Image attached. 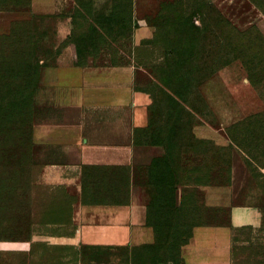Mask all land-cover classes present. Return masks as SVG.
<instances>
[{
  "label": "rangeland",
  "instance_id": "1",
  "mask_svg": "<svg viewBox=\"0 0 264 264\" xmlns=\"http://www.w3.org/2000/svg\"><path fill=\"white\" fill-rule=\"evenodd\" d=\"M50 1L46 14L0 33V264H29L45 245L24 250L10 243L29 241L33 228L41 231L37 221L71 209L69 193L66 201L31 204L34 193H49L37 184L40 167L32 160V88L42 66L65 62L64 48L77 66H134V87L151 93L152 104L134 113L133 139L152 156L117 177L118 193L137 186L157 233L133 264H183L180 247L194 226L227 221L226 208L205 203L206 185H233L235 202L260 208L262 225L236 242L233 264H264V110L222 126L199 92L201 81L226 69L233 88L249 85L264 108V0ZM26 4L0 0V9ZM180 153L186 173L178 182L171 169Z\"/></svg>",
  "mask_w": 264,
  "mask_h": 264
},
{
  "label": "crops",
  "instance_id": "2",
  "mask_svg": "<svg viewBox=\"0 0 264 264\" xmlns=\"http://www.w3.org/2000/svg\"><path fill=\"white\" fill-rule=\"evenodd\" d=\"M50 2L28 0L24 9H0V33L46 14ZM59 60L65 62L42 66L43 76L33 91L38 114L31 130L32 159L40 167L37 184L64 188L73 202L55 220L37 221L34 226H43L40 232L33 228L29 241L10 246L30 250L31 244L43 243L29 264H124L123 254L122 261L133 264L138 249L155 244L154 227L137 186L132 183L126 194L118 193L117 177L152 156L151 147L135 145L133 139L134 113L152 104V97L134 87L130 64L77 66L69 48L61 50ZM229 79L221 69L199 85L222 126L264 110L249 85L233 88ZM203 192L209 207L227 209V221L194 226L180 247L181 262L233 264L236 242L260 229L261 210L235 202L239 193L233 185H206Z\"/></svg>",
  "mask_w": 264,
  "mask_h": 264
},
{
  "label": "trees",
  "instance_id": "3",
  "mask_svg": "<svg viewBox=\"0 0 264 264\" xmlns=\"http://www.w3.org/2000/svg\"><path fill=\"white\" fill-rule=\"evenodd\" d=\"M123 64H125V63H123ZM111 65H122V64H111ZM156 70H158V68H156ZM216 73V72H215ZM214 74V73H213ZM212 74V75H213ZM212 75H210V76H212ZM209 76V77H210ZM208 77V78H209ZM207 79V78H206ZM206 79H204V80H206ZM203 80V81H204ZM203 81H201L200 82V84L203 82ZM38 82H39V80L36 82V84H35V86H33V88H32V93H31V99H32V105H33V107L35 108L36 106L34 105V103H33V91L36 89V87L39 85L38 84ZM199 84V85H200ZM166 88H168V90L170 89L169 87H166ZM200 92V91H199ZM150 93V92H149ZM151 94V93H150ZM37 108V107H36ZM37 111H38V109H37ZM263 114H264V111H263ZM259 115H261V113H257V114H255V115H252V116H250V117H256V116H259ZM250 117H248V118H246V119H244V120H241V121H239V122H236V123H234V124H232V126H234V127H236V126H238V125H240V124H242V123H244L245 121H246V123L247 122H249V120H250ZM32 123H33V121H32ZM231 126V125H230ZM31 130H32V124H31ZM31 137H32V132H31ZM231 140H232V142H233V144L234 145H236L237 147H239L238 146V144H237V141H236V139H235V137L234 136H232V138H231ZM240 148V147H239ZM31 149H32V144H31ZM241 149V148H240ZM242 150H244L245 152H247V155L249 156V155H251L250 154V151H249V149H247V150H245L244 148L242 149ZM33 160V159H32ZM181 161V162H180ZM184 162H185V160H184V154L183 153H180V155H179V157H178V164L176 165V167H174L175 168V170H173V169H171V172H172V175L178 180V182H181L183 179H184V176H185V168H183L182 167V165L181 164H183L184 165ZM189 168V167H188ZM189 171V170H188ZM36 182H37V179H36ZM39 185V184H38ZM42 187H44L43 188V190L44 189H48L49 190V193L48 194H43V193H34V195H32V198H31V204H33V202L34 201H39L40 200V198H41V200L40 201H42L43 203H44V201H46V199H47V202L48 203H50V202H53V201H56V200H65L66 201V199L69 197L68 196V190H66V189H64V188H59V187H56V188H50V187H46V186H42ZM84 187H85V185H84ZM98 189V188H97ZM186 201V199L185 198H183V203ZM39 215V216H38ZM41 216H43V215H41ZM33 217H40V214L38 213V214H33ZM214 223H217V222H214ZM218 223H221V222H219L218 221ZM213 224V223H212ZM154 233H155V242H157L158 240H157V233H156V229H154ZM191 235V234H190ZM190 235L188 236V239H189V237H190ZM188 239H187V241H188ZM187 241H185L184 243H186ZM183 243V244H184ZM182 244V245H183Z\"/></svg>",
  "mask_w": 264,
  "mask_h": 264
}]
</instances>
